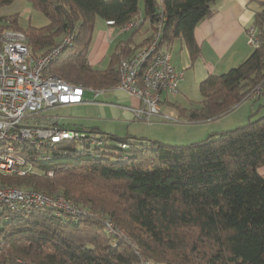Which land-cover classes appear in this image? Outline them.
I'll return each instance as SVG.
<instances>
[{"label": "trees", "instance_id": "16d2710c", "mask_svg": "<svg viewBox=\"0 0 264 264\" xmlns=\"http://www.w3.org/2000/svg\"><path fill=\"white\" fill-rule=\"evenodd\" d=\"M13 1L0 0V31L22 30L32 54L47 50L68 31L74 34L48 72L90 89L116 85L121 53L111 54L105 69L87 61L95 20L120 26L136 16L140 0H28L47 23L26 29L19 27L17 16L1 14L2 6ZM214 1L143 0L152 33L160 32L159 47L178 37L190 59H196L194 27L214 13ZM252 26L258 47L237 66L199 83V106L180 108L189 121L221 117L260 82L264 85V1ZM77 131L85 135L46 147L30 145L28 152L36 156L33 171L0 175V182L62 194L84 212L5 210L0 261L264 264V177L257 171L264 165V114L185 144L117 137L94 127ZM106 220L124 235L108 234Z\"/></svg>", "mask_w": 264, "mask_h": 264}, {"label": "built area", "instance_id": "2783aa9c", "mask_svg": "<svg viewBox=\"0 0 264 264\" xmlns=\"http://www.w3.org/2000/svg\"><path fill=\"white\" fill-rule=\"evenodd\" d=\"M106 22L114 25L112 20ZM142 22V18L134 16L118 27L126 32ZM246 34L252 48L258 47L255 28H247ZM73 35L71 31L66 32L50 48L34 55L22 30L9 27L0 31V174L24 176L32 172L31 164L36 156L28 152L30 145L46 147L53 142L85 135L73 128L41 122L46 119L42 113L48 109L85 101L83 93L86 88L83 85L73 84L47 71L50 63L72 44ZM159 42L160 32H154L144 45L120 56L118 81L114 88L140 100L139 105L127 107L134 120L180 123L178 117L162 112L160 103L162 92H177L183 72L174 68L171 52L161 50ZM263 87L260 82L247 98L261 94ZM94 91L96 95L101 89ZM38 207H51L70 216L84 212L82 207L72 204L62 194H48L35 188L0 182V222L7 219L5 210L29 213ZM104 228L108 234L118 232L124 235L108 220ZM0 264L9 263L2 260Z\"/></svg>", "mask_w": 264, "mask_h": 264}, {"label": "crops", "instance_id": "0c3cea01", "mask_svg": "<svg viewBox=\"0 0 264 264\" xmlns=\"http://www.w3.org/2000/svg\"><path fill=\"white\" fill-rule=\"evenodd\" d=\"M16 1L19 0H14L11 4L16 5ZM26 1L28 2V0ZM263 1L215 0L213 3L214 13L194 27L193 35L199 46V55L193 61L190 59L186 45L181 38H174L160 47L161 50L168 49L171 52V61L174 68L183 72L175 94L162 92L160 103L162 112L169 114L163 109L167 104L179 106L177 108L179 110L180 108L189 109L199 106L201 99L198 88L199 83L210 74L219 75L227 72L251 53L253 48L248 40L246 30L253 25L255 14L262 9ZM16 13L19 16L20 11L16 10ZM106 21L100 17L96 18L92 40L86 55L88 63L97 69L108 67L111 54L121 53L120 56L127 55L134 49L144 45L153 31V27L149 23L145 25V22H143L136 29L122 32L118 26L109 25ZM46 23L47 19L43 25ZM17 24L19 25L18 17ZM124 46L126 48L122 52ZM261 94H264V87ZM261 94L257 97H260ZM83 99L85 101L82 103L58 106L69 109L67 116L47 114L44 111L42 114L46 119L41 122L50 123L56 127L77 130H89L94 127L107 132L116 131L117 127L134 122L127 107L136 106L140 103L136 96L114 88V86L101 89L96 95L94 89L86 88ZM256 99L259 102V99ZM247 100H253V97L246 98L240 103ZM263 102L259 103L260 105L256 111H264ZM240 103L237 105H240ZM241 106L245 107V104ZM250 111L251 114L247 116L248 118L253 114L252 107ZM195 123H199V121ZM209 128L212 129L206 130L208 134L219 131V126ZM257 171L260 176L264 177V165L260 166Z\"/></svg>", "mask_w": 264, "mask_h": 264}, {"label": "rangeland", "instance_id": "374dc122", "mask_svg": "<svg viewBox=\"0 0 264 264\" xmlns=\"http://www.w3.org/2000/svg\"><path fill=\"white\" fill-rule=\"evenodd\" d=\"M16 10L20 11L19 16L16 13ZM1 14L4 16H17L19 27L22 29H26L29 25L41 26L46 21L45 16L40 11L32 9L26 0L16 1V5L8 4L2 6ZM136 16L143 18L145 20V25L149 23L148 18L145 16L144 13L143 0H140L139 12L136 14ZM256 98L259 99V102H257L258 100ZM263 100L264 94H261L260 97L254 96L253 100H247L240 103V105H237L229 113L219 117L218 119L211 121H199V123H195L197 121H189L186 115L180 112L179 109H177L178 106H170L169 104H167L165 107H163V109H165V111L171 114L172 116H178L181 120L180 123H170L164 120H156L155 122L147 123L134 120V122H129L121 125L120 127H117L116 131L108 132L116 135L117 137L133 135L137 138L156 140L160 142L174 144H185L195 142L207 137L208 131L206 132V130L212 129L209 127L219 126V131H223L244 124L248 121V119L253 120L263 115L264 111H256L258 106L263 102ZM243 104H245V107L241 106ZM251 107L253 108V114L248 118L247 116L251 114ZM46 112L47 114L67 116L69 114V109L65 107H55L46 110Z\"/></svg>", "mask_w": 264, "mask_h": 264}]
</instances>
